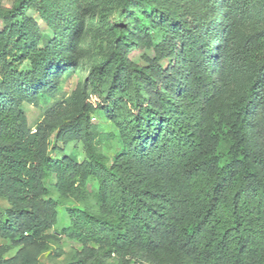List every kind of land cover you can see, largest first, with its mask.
<instances>
[{"label":"trees","instance_id":"16d2710c","mask_svg":"<svg viewBox=\"0 0 264 264\" xmlns=\"http://www.w3.org/2000/svg\"><path fill=\"white\" fill-rule=\"evenodd\" d=\"M118 2L72 116L53 96L72 58L26 18L35 8L53 29L57 0L0 11V240L15 250L0 264H38L61 238L79 246L66 264H264V27L243 33L264 23V0ZM148 48L142 65L129 59ZM237 72L247 82L233 96ZM22 100L45 108L34 126ZM91 115L116 131L109 161ZM76 141L85 157L62 156ZM50 178L77 200L94 180L97 211L69 206L54 231Z\"/></svg>","mask_w":264,"mask_h":264},{"label":"rangeland","instance_id":"374dc122","mask_svg":"<svg viewBox=\"0 0 264 264\" xmlns=\"http://www.w3.org/2000/svg\"><path fill=\"white\" fill-rule=\"evenodd\" d=\"M14 1L0 0V11L9 10ZM39 2L40 0H34L35 4ZM118 3V0H57L59 10L52 16L53 29H50L39 18L35 8H31L26 12V18L29 19L34 34L38 38L50 37L57 41L59 40L62 53L69 54L72 58V64L60 69L62 73L56 75L58 77V89L53 94L54 99L65 102L69 116L74 115L79 108L82 88L93 61L107 51L108 42L116 28H118L116 24ZM219 14L218 20L221 19V12ZM66 21H71L74 24L68 37L64 29ZM261 27H264V23H259L256 19L249 20L243 27V33L253 32L255 29ZM69 48L70 51L68 50ZM144 55L153 58L150 48L135 50L128 57L132 62L142 65V56ZM163 64L166 65L167 62L165 61ZM27 68V63H24L19 70ZM246 74V72H237L235 74L231 88L233 96L237 95L247 82ZM10 84V81L5 82V86H9ZM2 88L0 80V93ZM22 106L28 123L31 126L37 124L45 108L40 104L29 103L27 100H22ZM90 124L94 127V131H97L99 134L100 143L97 145L99 155L105 161H109L115 151V145L111 137L116 133L113 125L96 115H91ZM57 146L62 148L61 144ZM62 149V156L75 154L79 159L85 157L84 144L81 141L70 143ZM52 183V178L46 181V185L50 187L51 197L58 201L60 214L59 225L55 227L54 231H59L60 228L68 225L65 218V209L69 206L84 207L93 213L97 211L95 199L97 184L94 180H90L87 183L84 195L79 200L59 197L52 188ZM0 205L6 206V203L0 201ZM58 242L57 244L50 245L48 252L40 256L38 264H66L71 260L74 252L79 250V246L76 243L69 242L65 238L59 239ZM4 246H6V243L0 240V256L3 259L11 257L15 252L14 249L3 252L1 248ZM106 264H117V262L112 259L107 261Z\"/></svg>","mask_w":264,"mask_h":264},{"label":"built area","instance_id":"2783aa9c","mask_svg":"<svg viewBox=\"0 0 264 264\" xmlns=\"http://www.w3.org/2000/svg\"><path fill=\"white\" fill-rule=\"evenodd\" d=\"M33 132H35V131L33 130Z\"/></svg>","mask_w":264,"mask_h":264}]
</instances>
